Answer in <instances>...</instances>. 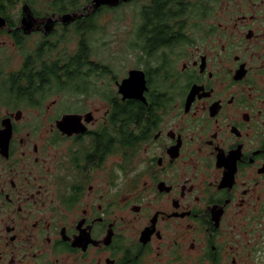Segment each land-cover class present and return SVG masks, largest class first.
I'll return each instance as SVG.
<instances>
[{"label":"flooded vegetation","instance_id":"1","mask_svg":"<svg viewBox=\"0 0 264 264\" xmlns=\"http://www.w3.org/2000/svg\"><path fill=\"white\" fill-rule=\"evenodd\" d=\"M174 1L127 70L81 43L91 13L6 31L30 46L0 62V264H264V0Z\"/></svg>","mask_w":264,"mask_h":264},{"label":"rangeland","instance_id":"2","mask_svg":"<svg viewBox=\"0 0 264 264\" xmlns=\"http://www.w3.org/2000/svg\"><path fill=\"white\" fill-rule=\"evenodd\" d=\"M40 1L43 2L42 0ZM21 5L22 3L17 6L16 10H19ZM139 8L140 3L136 0L125 3L115 10L103 11L100 19H93L95 20V30L87 34L85 40L87 45L92 47L94 52H96L97 61L108 62L110 59L118 62L126 61V70L128 69L127 66L134 65V54L129 53L127 47L129 44H136L133 43V37L135 34L134 31L139 26ZM33 9L35 11H41L43 6L35 5ZM76 12H72L71 14ZM74 34L71 29L66 36L64 47L67 51L71 50L74 45ZM57 38L56 36L55 39ZM29 46L30 42L27 39L22 50H16L11 46V41L6 35H0V62L4 64H1L2 69L4 71L11 68L17 69L20 65L22 55L28 52ZM116 70L121 71L119 68H116Z\"/></svg>","mask_w":264,"mask_h":264},{"label":"trees","instance_id":"3","mask_svg":"<svg viewBox=\"0 0 264 264\" xmlns=\"http://www.w3.org/2000/svg\"><path fill=\"white\" fill-rule=\"evenodd\" d=\"M43 2H41L40 0H0V14L2 17L5 18L6 22H7V26L9 27H15L18 24L19 21V16L21 14V7L19 10L17 9V6H19V4L22 3L23 4H27L30 8L31 11H33V13L35 14H56V15H61V14H65V13H72L75 11H79L82 10L87 4H89L90 0H42ZM135 1V0H134ZM165 3L167 2H162V0H151V2L148 4L147 7H141L140 11H139V15L143 14V13H149L154 15L156 12H162L161 10H159V6L160 5H165ZM195 6H198L199 4H202V0H196L195 2H193ZM173 6L176 5L178 6L180 9L178 11L179 14H190V13H195L198 12L199 10H193L190 8V2H187L186 0H175L174 2L171 3ZM21 5V6H22ZM35 5H41L43 6V9L41 11H35L33 9V7ZM123 3H119L118 6L116 7H100L99 9H97L95 12L91 13L88 16H85L82 19V25L80 27H78L76 29V31L78 32L79 30H82V35H84V37L82 38L83 42H81L82 44H86L85 42V37L87 34L92 33L95 28H94V24H95V20L93 19H100V15L103 11H109V10H115L116 8H119L121 6H123ZM167 6V5H166ZM203 6V5H202ZM182 7H188L184 10H181ZM16 10V11H15ZM82 12H84V10H82ZM164 12L166 13H174L173 10L171 8H168L167 10H165ZM146 20H148L150 23H152L154 21V17L149 16ZM152 28L157 32L153 33L152 35V40H150L151 42L155 39H157V41H159V43L157 44H162V42H160V38H165L164 35H162L164 32L162 30V28L158 27L157 24H153ZM138 33H137V37L138 39L140 38V26L138 27ZM1 34H7L6 30H2L0 32ZM7 36L11 39H13L12 41L15 42L16 46H19L21 49L23 48L25 41H27V37L24 36L21 32H16L13 31L10 35L7 34ZM87 45V44H86ZM25 61L28 60L27 55L24 56ZM4 75V74H2ZM20 86V85H19Z\"/></svg>","mask_w":264,"mask_h":264},{"label":"water","instance_id":"4","mask_svg":"<svg viewBox=\"0 0 264 264\" xmlns=\"http://www.w3.org/2000/svg\"><path fill=\"white\" fill-rule=\"evenodd\" d=\"M129 0H90L89 4L84 7L83 9H87V14L96 11L98 8L106 6V7H116L121 2L123 4L127 3ZM78 17H80L79 13L74 14H63L58 18V21H60L62 24H68L70 22H73ZM36 19L34 18L32 11L30 10L29 6L27 4H23L21 6V14H20V25L17 27V29L21 30L25 35H29L31 32L38 30L37 25H35ZM51 24V26H50ZM53 27V21L52 19H48L46 21V24L44 25V31L46 33L50 32ZM6 30L9 32L11 28L7 26V22L4 17L0 14V31ZM136 72V71H134ZM133 72V73H134ZM131 80V76H130ZM128 82V81H127Z\"/></svg>","mask_w":264,"mask_h":264},{"label":"bare ground","instance_id":"5","mask_svg":"<svg viewBox=\"0 0 264 264\" xmlns=\"http://www.w3.org/2000/svg\"><path fill=\"white\" fill-rule=\"evenodd\" d=\"M87 6V5H86ZM85 6V7H86ZM82 10H84V9H82ZM82 10H79L77 13H79L80 14V16H83V13H82ZM81 12V13H80ZM84 12L85 13H87V9L86 10H84ZM91 13H93V12H91ZM72 15V14H71ZM85 15H87V14H85ZM79 18V17H78ZM35 25H37V22H35Z\"/></svg>","mask_w":264,"mask_h":264}]
</instances>
